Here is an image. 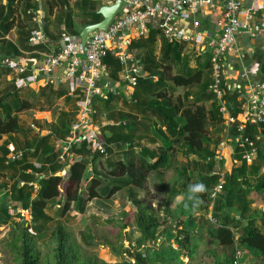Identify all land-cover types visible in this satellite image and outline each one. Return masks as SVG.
<instances>
[{"label":"trees","instance_id":"16d2710c","mask_svg":"<svg viewBox=\"0 0 264 264\" xmlns=\"http://www.w3.org/2000/svg\"><path fill=\"white\" fill-rule=\"evenodd\" d=\"M0 9V37H3L15 23L14 20H8L6 14L4 15V5L0 6ZM87 15L90 16L89 23L102 19L97 10H91ZM20 28L23 29L24 26L21 25ZM75 33L78 37V31ZM3 41L9 47L6 53L20 55V51L13 43ZM25 48L31 51L39 46L26 45ZM129 49L135 53L142 69L148 75L137 80L130 98L118 94V88L115 87L108 100L102 102L105 110L113 111L112 103L120 99L127 108L126 112L118 113V117L112 113L110 117L122 119L125 124L104 127L103 130L107 131L104 136V153H92L85 142L78 149L73 147L72 150L80 155V159L71 162L64 177L57 174L66 165L58 160L55 141L67 134L77 111L78 98L67 95L66 83H62L57 88L49 85L37 88L32 92V98L22 97L16 86L0 95V140L4 135L7 136L0 144V173H10V177L14 179L10 188L6 184L0 185V209L8 217L9 204L4 200L7 198L14 200L22 209H29L31 222L37 223L49 219L44 212L47 202L63 195L64 202L60 214L69 210L71 203H75L77 211L83 213L86 203L99 196L97 189L106 181L105 196L107 197L122 189L128 190L130 199L137 207L134 215L135 224L141 234L142 242L143 244L154 242L157 239L158 229L167 221L142 204L136 198L133 189H142L151 172L168 167L170 150L177 141L183 147L186 158L190 155L200 158L191 159L190 165L193 168L200 165L204 170L199 172L197 181L193 182L183 169L185 178L182 182H173L172 191L183 192L186 197L193 193L204 203L200 207L210 208L211 215L217 219L216 225H210V245L218 244L229 251L225 264H234L237 252H239V264L250 253L260 264H264V228L256 225L255 221L256 216H259L260 223L264 227V211L259 215V212L254 213L251 207V197L264 202V122L259 127L250 126L247 131L252 138L259 130L262 134L261 138L255 141L257 151L252 162L247 164L243 160L240 161L238 148L235 147L233 158L240 162L233 167L231 174L226 173L222 190L212 198L211 193L219 177L218 173L214 172V162L207 157L214 151L209 146L212 143L215 146L222 138L218 133L223 130V119L215 94L209 89L212 82L209 56L204 60L195 58L186 43L168 42L154 25H149L147 36L134 39ZM190 57L202 61L191 67ZM104 62L109 67L112 82H121L118 75L122 65L116 54L109 52ZM0 69L10 71L1 64ZM154 75L157 76V80H153ZM168 82L173 86L189 88L197 85L198 88L193 93L189 90L184 91L182 96L173 99L174 88L169 86ZM40 97L46 100L39 106L41 110L50 109L59 99H63L65 104H68L67 108L60 110L53 129L43 134L30 126L25 129L19 116L20 112L34 108L39 103ZM224 100L228 104L232 102L234 106L239 104L237 95L230 94L229 91H226ZM232 110L234 114L237 111L236 107ZM151 130L161 138L156 150L143 143L145 140L154 141L153 138L148 137ZM28 132L31 134L29 135ZM16 133L29 135L30 138H25L23 144L18 146L17 140L12 136ZM10 137L13 141L10 143L14 145L12 151L8 147ZM113 149H119L120 153L115 155V161L108 160L104 165L107 176L112 179L102 177L95 168L91 169L92 174L89 175V164H100L101 159H104L108 153L112 156ZM10 152H20V155L12 159L10 158L12 153L8 155ZM35 161L40 162L39 167L35 166ZM20 182L21 185L18 184ZM201 183L205 186V191L190 190V186ZM33 184L37 185V188ZM61 185L63 190L60 189ZM165 205L168 206V201ZM202 219L208 222L203 217L199 220ZM244 220L247 226L237 233L234 229ZM195 222L196 219L189 215L176 227L175 234L168 236L167 240H162L155 250L150 251L146 248L145 253L136 251L133 255L134 263L174 264L178 261L177 264H185L183 257H186L187 261L194 260L189 246V227ZM33 227L37 231L38 226ZM55 235L57 243L55 264H80L82 258L68 244L67 232L62 225L57 226ZM170 239L177 244V248H173L172 243H167ZM13 245L21 257V264H39L36 242L27 228L15 234ZM169 252L173 254L168 255ZM211 254L215 258L214 254ZM210 263L218 264L215 259ZM85 264H96V262L90 261Z\"/></svg>","mask_w":264,"mask_h":264},{"label":"built area","instance_id":"2783aa9c","mask_svg":"<svg viewBox=\"0 0 264 264\" xmlns=\"http://www.w3.org/2000/svg\"><path fill=\"white\" fill-rule=\"evenodd\" d=\"M114 1L107 0V3L112 4ZM221 1L222 14L217 25L220 29L217 36L202 32L198 17L203 8L212 5L213 0H122L107 27L91 32L84 45L79 39L69 38L64 32L60 49L54 54L45 55L35 64L32 63L33 60L14 54L1 55L0 64L12 70L18 87L34 83L38 87L49 85L53 88L65 82L70 85L67 95L78 98L77 111L67 134L55 141L58 160L67 165L80 159L72 148L79 147L83 142L92 153H104V127L125 123L116 120L98 122L99 118L103 119L106 114L97 112L96 99L108 100L116 87L109 79L108 66L104 62L109 52L115 53L125 67L124 80L131 88L139 78L148 74L129 47L134 39L147 36L149 25L156 26L170 43H186L194 57L204 58L210 53L212 82L209 89L215 94L224 131L223 139L212 155L207 157L214 162V172H217L219 177L211 193L214 198L223 188L226 174L222 166L225 147L231 145L233 152L237 147L241 160L247 164L251 163L256 155L254 140L261 137V132L258 129L254 139L247 131L249 126L264 122V84L251 80L250 72L246 68L235 73L233 65L226 58L227 54L235 50L237 34L264 36V6H257L253 2L244 4L242 0ZM186 15L191 16L193 29L181 25L180 20ZM243 58L244 55L240 54L239 59L243 61ZM57 71L60 72L59 76ZM152 78L157 80L155 75ZM244 80H248L246 84L242 83ZM226 91L230 94L237 92L238 97L244 98L241 100L240 110L235 114L231 105L224 100ZM243 93L246 96L242 95ZM43 113L42 117L46 121L51 117L52 111ZM30 127L40 131L34 124H30ZM19 155L20 152L12 153L10 158ZM211 220L213 223L217 222L214 217ZM238 254L234 264H239Z\"/></svg>","mask_w":264,"mask_h":264},{"label":"rangeland","instance_id":"374dc122","mask_svg":"<svg viewBox=\"0 0 264 264\" xmlns=\"http://www.w3.org/2000/svg\"><path fill=\"white\" fill-rule=\"evenodd\" d=\"M78 20L81 23L85 21V19L80 16H78ZM156 53H158V48H156ZM192 59L193 58L190 57L189 65L191 67L201 62L197 59L193 62ZM168 85L174 88L173 99L182 96L184 91L189 90L193 93L198 88L197 85L189 88L173 86L171 82H168ZM13 86L18 87L12 70L8 72L0 69V95L9 91ZM18 88L19 94H21L22 97L32 98V92L39 87L34 84ZM44 101L46 100L40 97L39 103L36 104L34 108L19 113L22 126L25 127V129L29 127L30 124H34L35 127L40 129L41 134L46 133L48 130H52L53 124L58 120L57 118L60 114V111L59 113L53 112V110H56L52 109L53 106H55L56 103H60L63 104L61 110L68 107V104H65L64 100H56L50 109L41 110L39 106H41ZM207 105L209 106V103H207ZM235 107L236 106L232 104V108L234 109ZM112 108L113 111H109V116L114 113V116L118 117V113L122 111L126 112L127 110V108L122 105V101L116 103V100L112 103ZM116 108L120 111H117ZM43 111H52L51 120L45 121L43 119ZM104 132L106 133L107 131ZM28 133L29 135L31 134L30 132ZM29 135L26 136L22 133H16L12 136L17 140L16 145L19 146L23 144L25 138H30ZM218 136L222 137V132H219ZM148 137L153 138L154 141L145 140L143 143L148 145L149 148H154L156 150L157 146L161 143V138L157 136L154 130L149 132ZM6 138L7 136L4 135L0 140V144ZM10 142L13 143L11 137L9 138L8 147L10 151H12V146L14 145ZM219 142L215 146L212 143L209 146L210 149L215 150ZM182 148L181 144L175 141L170 150V162L168 167L151 172L142 189H133L137 195L136 198L140 200L142 204L146 205L150 211H153L167 221L165 225L158 229L157 239L154 242H146L143 244L141 234L135 224L134 215L137 207L134 205L133 200L130 199L128 190L122 189L110 197H107L105 196L106 181H104L97 189L99 196L86 203L83 213H79L76 204L71 203L70 209L60 214V208L64 202V196L61 195L47 202L44 212L49 219L37 223L31 222L29 209H22L19 203L14 200L5 199L4 201L9 204L7 206L9 216L6 217L5 213L0 209V264H21V257L13 245V238L15 234L20 232L23 228H27L34 236L36 251L39 254V264H55L57 244L55 230L58 225L63 226L64 230L67 232L68 244L71 245L82 258L80 264H85L90 261H95L96 264H136L134 263L133 257L136 251L140 250L142 253H145L146 248H149L150 251L155 250L162 240H167L168 236H173L175 234L176 227L189 215L193 216L197 221L193 226L189 227V246L195 259L187 261L186 257H183V263L211 264V260L215 259L218 264H225L229 251L218 244L210 245L209 243L210 225H214L211 220L213 216L210 215V209L200 207L201 204L203 206L204 203L193 193H190L188 195L189 197H186L183 192L174 193L172 191L173 182H182L185 178L183 169L186 170V173L191 179L190 181L193 182L197 181L199 172L204 170L200 165L193 168L189 161L194 158H200L194 155H190L186 158ZM11 153L13 152H10L8 155ZM119 153V149H113L112 156L108 153L106 157H104L106 160L101 159L100 164H89V171L95 168L99 175L111 180L112 178L108 177L105 172L104 165L108 160L111 162L115 161L114 157ZM34 164L36 167L40 166L39 161H35ZM70 164H67L64 169L57 172V174L64 177L69 170ZM13 181L14 179L10 177V173H0V185L6 184L7 187L10 188ZM18 184L21 185L22 183L20 182ZM34 187L36 188L37 185ZM60 189L63 190V185L60 186ZM189 200H191L190 204ZM166 201H168V206L165 205ZM256 208H258V205H253L252 211L254 213L257 211ZM201 217L207 219L208 222L203 221L204 219H202V221L199 220ZM255 221L256 225H259L262 229L264 228L259 218ZM36 225L38 226L37 231L33 227ZM246 226L247 222L243 225L242 229ZM167 243H172V247L177 248V244L173 242V239H170ZM238 248L239 250L241 249L239 246ZM208 250H211V252ZM211 253L214 254L215 258L212 257ZM172 254L173 253L170 252L168 253V255ZM203 260H205L206 263ZM177 263L178 261L174 264ZM240 264L260 263L258 259L250 253L245 256Z\"/></svg>","mask_w":264,"mask_h":264},{"label":"crops","instance_id":"0c3cea01","mask_svg":"<svg viewBox=\"0 0 264 264\" xmlns=\"http://www.w3.org/2000/svg\"><path fill=\"white\" fill-rule=\"evenodd\" d=\"M242 1L244 4L253 2L257 6H264V0H242ZM107 4H108L107 0H0V6L2 5L5 6L4 15L6 14L8 16V20H14L15 23V25L11 29H9L3 37H0V57L1 55L4 54H13V53H6V51L9 49V47H7L6 43H4L3 41L6 40L13 43L20 51L19 52L20 55L19 54H14V55L21 56L24 59L27 58L33 60L32 63L35 64L37 61H40L45 55L54 54L60 49L62 44V33L66 32L69 38L79 39V33L81 29L86 24H90L88 22L90 16L87 15V13L91 10H97L98 12L101 6ZM221 14H222L221 0H213L211 6L203 8L200 14H198L199 15L198 17L201 21V31L207 33L210 32V34L217 36L220 30L217 25H218V21L221 18ZM78 16L85 19V21L81 23L78 20ZM180 23L185 28L193 29L191 25V16L189 15H186L184 18H182L180 20ZM21 25L24 26L23 29L20 28ZM74 30L78 31V35H77L78 37H76V33ZM31 38H35V40H30ZM26 45H32V46L38 45L39 48L30 51L25 48ZM234 46H235L234 47L235 50L227 54L226 58L227 61L233 65L235 73L242 70V68H246L250 72L249 74L251 80L254 79L255 81L264 84V36L258 35L255 37H251L243 33H240L237 34L235 38ZM191 53L193 54L192 51ZM240 54L244 55L243 61L239 59ZM208 56L210 57V53H208ZM195 58L192 59L193 62H195ZM201 59L203 60V58ZM137 60L139 61V59ZM125 73H126L125 67L122 65V70L121 72H119L118 75V78L121 82L119 83L112 82V83L115 84L116 87L118 88V94L120 93L123 94L124 96H127V98H130L133 92V88L126 85V82L124 80ZM57 75L59 76L60 72L57 71ZM109 79H110V70H109ZM247 81L248 80H244L242 81V83L246 84ZM65 83L67 84L66 86L68 87L67 90H69L70 85L68 84V82ZM34 84H30L29 86ZM232 94L237 95V100L239 104H237L236 106L237 109L236 112H238L240 110L241 102L243 101L244 98L243 96L238 97L237 92ZM242 95L246 96V94L244 93ZM59 100H63V99H59ZM96 101L97 103L95 104V107L97 109V112L99 114H104V113L106 114V116L103 119L99 118L98 122H105L109 120L124 121L122 119L110 117L109 111L105 110L102 105V102L104 101L100 100L99 98H97ZM119 102H121L120 99L116 100V103ZM229 105H231L232 107V102ZM62 106L63 104L56 103L55 107L52 109L57 108L56 110H54V112L58 113L62 109ZM117 111L120 110L117 109ZM48 120H51V117H49ZM124 124L121 123L118 125H113L112 127L120 126ZM259 125L257 126L259 127ZM102 132L104 137L106 133L104 132V130ZM261 135L262 134L260 133V136ZM223 137H224V131L222 130L221 140L223 139ZM259 139H255L254 144L255 141ZM80 146L75 148L78 149L80 148ZM228 146L231 147V145ZM233 154L234 152L232 151V157ZM77 155L80 156L79 154ZM240 161L233 158L234 166L238 164ZM223 164H224V160L222 162V166ZM225 172L228 173L227 170H225ZM251 199H252L251 207L253 208V205H258V208L256 209L260 215V212L264 211V202L261 201V199H254L252 197ZM257 218H259V216H256V219ZM245 223L246 220L241 222L240 225L236 226L234 230H237V233L240 232ZM213 224L216 225L217 222Z\"/></svg>","mask_w":264,"mask_h":264},{"label":"water","instance_id":"95a60500","mask_svg":"<svg viewBox=\"0 0 264 264\" xmlns=\"http://www.w3.org/2000/svg\"><path fill=\"white\" fill-rule=\"evenodd\" d=\"M121 2L122 0H115V2L112 4H107L100 7L98 13L101 14L102 19L95 23L86 24L81 29L79 33V40L81 44L83 45L85 44L89 34L94 30L96 29L104 30L107 27V25L109 24V22L111 21L117 10L119 9ZM223 157H224V164H223L224 169L227 170L229 174H231L234 167V162H233L232 150L230 146L225 147ZM91 174L92 172L89 171V175Z\"/></svg>","mask_w":264,"mask_h":264},{"label":"clouds","instance_id":"9594fccd","mask_svg":"<svg viewBox=\"0 0 264 264\" xmlns=\"http://www.w3.org/2000/svg\"><path fill=\"white\" fill-rule=\"evenodd\" d=\"M190 190L197 191V192H203V191H205V186L202 183L197 184L195 186H190Z\"/></svg>","mask_w":264,"mask_h":264}]
</instances>
